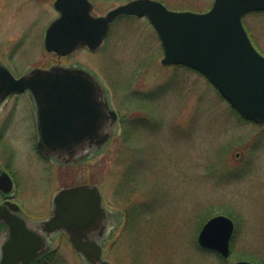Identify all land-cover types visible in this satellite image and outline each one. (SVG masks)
Masks as SVG:
<instances>
[{"label":"rangeland","instance_id":"374dc122","mask_svg":"<svg viewBox=\"0 0 264 264\" xmlns=\"http://www.w3.org/2000/svg\"><path fill=\"white\" fill-rule=\"evenodd\" d=\"M91 1L93 14L102 16L131 0ZM158 1L175 11L206 12L215 0ZM58 16L54 0H0V62L18 77L56 65L90 71L143 138L125 143L120 119L101 150L62 164L42 159L35 138L10 128L0 140V163L16 176L14 202L29 226L42 231L62 189L96 185L105 207L122 212L101 240L113 264H236L246 258L264 264V125L244 120L199 72L162 65L163 45L146 17L118 19L96 52L82 48L59 58L44 47ZM244 23L264 55V13L247 14ZM125 178L133 180L130 187ZM218 215L236 224L227 259L199 244L203 226ZM6 239L0 237V259ZM47 240L53 256L40 264H88L65 232Z\"/></svg>","mask_w":264,"mask_h":264},{"label":"water","instance_id":"95a60500","mask_svg":"<svg viewBox=\"0 0 264 264\" xmlns=\"http://www.w3.org/2000/svg\"><path fill=\"white\" fill-rule=\"evenodd\" d=\"M55 8L59 16L46 31L47 52L59 58L85 47L96 52L118 18L147 17L163 45L162 65L198 71L244 120L264 125V55L253 45L243 23L245 15L264 12V0H215L205 13L172 11L158 0H131L102 16L93 15L90 0H56ZM24 92H30L37 104L38 149L45 157L71 164L82 160L86 150L99 151L112 139L119 115L92 73L56 65L35 68L17 78L0 62V104ZM0 189L5 194L13 191L6 173L0 176ZM21 213L17 203L0 205V232L4 225L9 235L0 264H34L51 252L45 236L60 231L69 235L88 264H112L92 234L98 232V238H103L108 218L122 212L112 213L105 207L98 186L61 190L54 199L53 216L41 222L42 232L31 228ZM235 229L232 218L215 216L203 226L199 244L227 259Z\"/></svg>","mask_w":264,"mask_h":264},{"label":"flooded vegetation","instance_id":"af4514ba","mask_svg":"<svg viewBox=\"0 0 264 264\" xmlns=\"http://www.w3.org/2000/svg\"><path fill=\"white\" fill-rule=\"evenodd\" d=\"M55 2L56 0H54V6H55ZM22 96L25 97L26 99L25 100L16 99ZM10 128L13 129L12 130L13 134H15L16 136L26 134L28 136L31 135L33 139L35 138L36 152L40 155V157H42V159L44 158L49 161H58L56 157H52V158L45 157L38 149V146H37L38 139H39L38 110H37L36 101L33 99V96L31 95L30 92L13 94L7 100H5L4 102L0 104V140L7 138L8 136L7 134H9L8 131ZM99 137L100 136H98V138ZM10 155H11V158H15L14 154H10ZM4 173L8 174L10 178L12 179L14 189L10 194H5L0 189V194L2 195L4 199L3 203H5L6 201L14 202V199H16L15 198L16 197V186H17L16 176H14V174L11 171H9L4 165L0 163V176H2V174ZM53 213H54V207H53ZM97 233L98 232H95L94 234H92V238L100 243L101 240L105 239V237H103V239L98 238ZM0 237L8 238V231H7V228L4 226L1 229Z\"/></svg>","mask_w":264,"mask_h":264},{"label":"trees","instance_id":"16d2710c","mask_svg":"<svg viewBox=\"0 0 264 264\" xmlns=\"http://www.w3.org/2000/svg\"><path fill=\"white\" fill-rule=\"evenodd\" d=\"M121 122H122V127H123V134H122V139L124 140V142L125 143H131V142H135L136 143V141H138V143L142 140V138H143V132L141 131V130H134V126H133V123L131 122V121H129V119L128 118H126V117H123V119H121ZM144 142V141H143ZM137 148V149H136ZM135 149H136V151H138L139 149H138V147H136ZM139 152V151H138ZM141 153V152H140ZM144 155L146 156V155H149V153L148 152H145L144 153ZM151 156V155H150ZM129 162H130V160H128ZM139 173V172H138ZM132 176H133V174L132 173H130ZM136 175V178L133 176V180H135L136 181V183H137V181H138V178H137V172L135 173ZM133 180L131 179V180H129V179H124V183H126L127 185H129V187L132 185V183H133ZM131 191V190H130ZM128 192V193H130V195H132L133 194V192ZM132 193V194H131ZM130 197H128V199H126V201H130L131 199H129ZM53 256V254L52 255H49V256H47L46 258H44V259H42V260H40V261H38L36 264H40V263H42L44 260H46V259H49V258H51ZM247 260H249V261H251V262H253V263H255V264H257L258 262H257V260H255V259H253V258H246Z\"/></svg>","mask_w":264,"mask_h":264}]
</instances>
